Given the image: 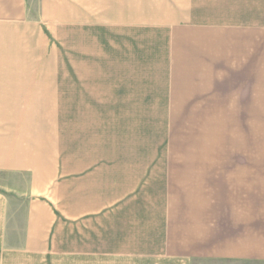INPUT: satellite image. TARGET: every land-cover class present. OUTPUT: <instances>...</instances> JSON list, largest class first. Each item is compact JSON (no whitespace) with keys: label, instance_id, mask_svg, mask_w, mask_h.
<instances>
[{"label":"crops","instance_id":"obj_1","mask_svg":"<svg viewBox=\"0 0 264 264\" xmlns=\"http://www.w3.org/2000/svg\"><path fill=\"white\" fill-rule=\"evenodd\" d=\"M32 1L0 0V264L264 262V21Z\"/></svg>","mask_w":264,"mask_h":264},{"label":"rangeland","instance_id":"obj_2","mask_svg":"<svg viewBox=\"0 0 264 264\" xmlns=\"http://www.w3.org/2000/svg\"><path fill=\"white\" fill-rule=\"evenodd\" d=\"M31 2H34L30 0ZM216 1V2H215ZM214 9H208L212 11H223L224 13H232V15H244L255 21H264V0H214L207 4ZM207 6V7H208ZM218 7L222 10H218ZM64 125V123H63ZM65 125L69 126V122ZM66 131V130H65ZM65 133L69 141V130ZM254 137H255V161H264V121L256 120L254 123ZM199 264V263H197ZM202 264V263H200ZM208 264V263H203ZM225 264V263H224ZM237 264V263H236ZM240 264V263H238ZM247 264H264V262H254Z\"/></svg>","mask_w":264,"mask_h":264}]
</instances>
